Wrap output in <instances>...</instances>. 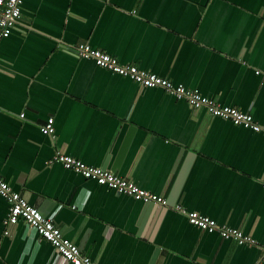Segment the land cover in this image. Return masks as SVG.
<instances>
[{"label":"crops","instance_id":"crops-1","mask_svg":"<svg viewBox=\"0 0 264 264\" xmlns=\"http://www.w3.org/2000/svg\"><path fill=\"white\" fill-rule=\"evenodd\" d=\"M80 44L264 125V0H25L0 42V176L85 254L98 264H264L260 246L174 207L264 243V134L99 66ZM51 117L54 136L41 131ZM58 153L169 205L85 178ZM8 210L0 195V264H72L22 221L5 226Z\"/></svg>","mask_w":264,"mask_h":264},{"label":"built area","instance_id":"built-area-1","mask_svg":"<svg viewBox=\"0 0 264 264\" xmlns=\"http://www.w3.org/2000/svg\"><path fill=\"white\" fill-rule=\"evenodd\" d=\"M24 3L25 0H0V42L12 34L22 16ZM76 52L86 59L95 60L99 66L131 78L144 87L163 88L177 98L188 100L195 108H205L214 116L230 120L236 125L252 128L264 134V125L257 123L252 114L243 112L237 107L221 104L214 98L189 89L183 84L175 85L171 80L141 69L136 64H122L116 57L99 49H94L88 44L78 45ZM24 116L25 114L22 113L21 117ZM41 131L45 135L54 136L56 132L55 119L53 117L49 118L41 126ZM54 161L62 163L67 169L74 170L85 178L95 180L100 185L113 188L120 194L131 195L165 207L169 205L167 198L141 187L133 180L124 178L102 167L88 165L74 156L58 153ZM0 195L9 203V210L4 219L5 226L16 225L22 221L27 226L28 231L33 230L39 237L52 243L57 257H61L72 264H98L89 255L85 254L78 244L64 236L62 229L56 225L53 216H46L37 207L31 205L2 176H0ZM73 207L80 208V205L75 204ZM174 207L184 213L192 224L203 230L209 232L219 231L225 239L234 240L239 244L260 246L263 250L261 263H264V243L259 244L255 239L239 229L220 226L208 215L198 211H190L180 204H176Z\"/></svg>","mask_w":264,"mask_h":264},{"label":"water","instance_id":"water-1","mask_svg":"<svg viewBox=\"0 0 264 264\" xmlns=\"http://www.w3.org/2000/svg\"><path fill=\"white\" fill-rule=\"evenodd\" d=\"M180 186H181V181L178 183V186H177V188L175 189L176 192L179 191ZM150 203L156 204L155 202H150Z\"/></svg>","mask_w":264,"mask_h":264}]
</instances>
